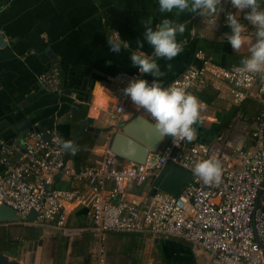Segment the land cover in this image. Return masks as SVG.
Here are the masks:
<instances>
[{
    "label": "crops",
    "instance_id": "obj_1",
    "mask_svg": "<svg viewBox=\"0 0 264 264\" xmlns=\"http://www.w3.org/2000/svg\"><path fill=\"white\" fill-rule=\"evenodd\" d=\"M148 17L152 18L153 28L164 17L186 25L183 34L177 33V41L183 45V50L171 61L154 57V50L147 42H144L143 49L137 48V40H143L142 33L145 31L140 19ZM113 31H117L129 43L128 49L122 48L119 53L110 51L108 36ZM0 32L5 41L0 47V140L16 144L19 134H25L28 129L35 127L39 130L50 128L57 131L62 139L72 141L80 128L78 122L91 118L90 126L100 129L97 137L83 130L72 141L80 150L76 154L66 152V159L76 167L95 162L105 146H109L112 135L133 117L141 115L155 121L149 113H141L131 106L125 109L118 120L111 118L117 80L138 68L131 65L132 51L140 50L156 59L165 73L158 78L163 87L181 76L188 67L200 65V60L195 57L198 49L224 67H239L241 58L250 54V43H246L239 51L231 47L224 38L225 33L231 32L229 28L207 26L199 12H185L178 18L174 12L161 13L158 0H0ZM243 35L255 42L253 34ZM168 64L172 65L170 70ZM52 66H57L61 74L60 90L57 92L47 90L38 79L39 74L49 71ZM141 78L149 83L154 79L151 74H142ZM194 95L205 106L200 121L196 123V139L210 144L215 156L233 147H250L251 133L258 121L262 122L264 129V95L258 92L256 84L249 88L243 101L236 103L227 82L220 81L214 87L211 80L204 77L196 83ZM77 111H82L84 115L75 125L72 119ZM109 126L110 131H102V128ZM86 135L93 138L92 144L83 141ZM167 138L161 141L159 147ZM154 177L140 185H131L127 197L151 193ZM72 183L60 176L54 179V185L59 187H68ZM74 184L86 190L84 182ZM111 186V182L106 185L107 188ZM64 211L70 224L84 227L85 230L71 239L62 236L68 240V248L62 261L57 263L54 259L57 251L55 237L61 235L52 228L43 229L40 238L44 242L46 239L53 242V246L47 254L46 250L42 252L41 246L40 264H83L80 258L71 255L69 246L74 238L84 232L90 233L91 242L95 243V261L98 241L90 228L88 207L73 201L64 204ZM8 223L18 222L7 221L4 224ZM172 240L171 244L174 245L170 246L163 236L109 231L104 233L102 244L105 251L114 254H121L125 248L132 246L138 258L135 264H146L150 259L175 262L183 258L189 264L206 260V252L187 242L188 253L181 257L179 252L184 250L181 244L186 243L177 238ZM18 248L14 255L16 258ZM26 248L19 254L22 255L21 260ZM134 254L123 256L118 264H132L131 256ZM107 263L113 264L106 257Z\"/></svg>",
    "mask_w": 264,
    "mask_h": 264
},
{
    "label": "built area",
    "instance_id": "obj_2",
    "mask_svg": "<svg viewBox=\"0 0 264 264\" xmlns=\"http://www.w3.org/2000/svg\"><path fill=\"white\" fill-rule=\"evenodd\" d=\"M224 1L223 10L218 11L216 17L204 16L207 26L229 28L226 15L228 12L236 14L238 10L230 0ZM248 11L250 9L239 12L238 19L247 26L244 34L252 35L255 28L245 18ZM210 19H216V25L213 26ZM195 57L200 60V65L188 67L165 87L178 84L194 94L196 83L208 77L214 87L220 81L227 82L236 103L244 100L254 84L264 95V79L260 75L245 74L241 66L224 67L201 49L195 52ZM141 76L137 68L117 80L113 91V120H118L127 107L136 108L121 90L130 79ZM38 79L47 90H60L61 78L57 66L39 74ZM57 137L60 135L55 130L33 127L18 144L0 140V204L14 210L19 216L16 222L43 229L52 228L71 239L85 228L68 222L64 204L78 201L88 207L90 228L98 241L95 264H106L102 239L109 231L181 239L206 252V260L196 264H264L262 248L256 240V237L259 238L264 247L262 122L258 121L251 133L252 145L248 148L233 147L215 156L210 144L196 138L192 142L179 141L178 147L172 144L171 138H167L161 147L147 154L143 163L126 160L120 165L114 163L115 154L109 146H105L95 162L76 167L66 159L67 151L54 142ZM208 158H216L221 163L219 183L205 184L193 174L195 162ZM168 161L192 173L178 194L152 190L135 198L127 197L131 185H140L156 176ZM56 176L73 183L68 187L55 186ZM80 181L86 185L85 191L74 184ZM109 182L112 186L107 188ZM31 209L36 212L33 220L27 219ZM146 264L157 263L150 259Z\"/></svg>",
    "mask_w": 264,
    "mask_h": 264
},
{
    "label": "clouds",
    "instance_id": "obj_3",
    "mask_svg": "<svg viewBox=\"0 0 264 264\" xmlns=\"http://www.w3.org/2000/svg\"><path fill=\"white\" fill-rule=\"evenodd\" d=\"M161 13H173L179 17L182 13H197L201 16L216 17L218 11L223 10L222 0H158ZM238 12H228L226 23L231 29L225 33L224 38L230 43L235 51H239L246 43H250L249 55L241 58V71L245 74L260 75L264 79V0H230ZM245 9V18L254 26L253 33L255 42L246 38L243 34L247 26L238 19V14ZM145 31L142 33L143 40H137V48L143 49L144 42L154 50L153 56L165 58L171 61L178 56L183 45L177 41V33L183 34L186 25L168 17H164L152 27V18L141 20ZM214 26L216 19H210ZM108 44L112 53H119L122 48L128 49L129 43L122 39L117 31L108 36ZM131 65L137 66L141 74H151L154 79L149 83L144 78H132L121 90L124 97L130 99L137 108L149 113L155 120V127L161 137L171 138L172 144L179 146V141L192 142L196 138L193 125L201 119L203 103L194 95L187 92L185 87L171 84L163 87L159 77L165 73L161 71L156 59L143 51H132L130 54ZM170 70L171 64L167 65ZM64 150L76 154L80 149L71 140L57 137L54 141ZM193 174L199 177L205 184L219 183L222 176V166L218 159L208 158L195 162Z\"/></svg>",
    "mask_w": 264,
    "mask_h": 264
},
{
    "label": "water",
    "instance_id": "obj_4",
    "mask_svg": "<svg viewBox=\"0 0 264 264\" xmlns=\"http://www.w3.org/2000/svg\"><path fill=\"white\" fill-rule=\"evenodd\" d=\"M4 43V37L0 32V47L3 46ZM77 106L79 105L77 104ZM90 122L91 118H87V120H80L78 122L80 128L76 132L72 141H74V139L80 135L83 130L90 131L93 133L94 137H97L100 129L90 126ZM155 124V121H151L141 115H137L124 123L119 130L112 135L109 141V148L115 154L114 163L120 165L126 160L143 163L150 151H156L165 137H161L155 127ZM110 129L111 128L109 126L102 128V131L107 132L110 131ZM23 135V132L19 134L18 139L16 140L17 144L20 142ZM44 138L47 139V136H44ZM191 175L192 173L189 170L168 161L162 165L154 177L152 182L153 191L160 190L176 195L190 180ZM35 216L36 212L31 209L27 214V219L33 220ZM18 220L19 216L10 206L0 204V222H16ZM256 240L262 248V254L264 257V247L262 242L257 237ZM42 241V238L28 241L26 253L22 260L0 252V264H40Z\"/></svg>",
    "mask_w": 264,
    "mask_h": 264
},
{
    "label": "trees",
    "instance_id": "obj_5",
    "mask_svg": "<svg viewBox=\"0 0 264 264\" xmlns=\"http://www.w3.org/2000/svg\"><path fill=\"white\" fill-rule=\"evenodd\" d=\"M61 78V74H60ZM75 117L72 119V121H75L81 119L84 115L82 111H77L74 113ZM76 125V124H75ZM83 141L87 144L93 143V138H90L89 136H84ZM11 225V224H10ZM43 233V228L40 226L35 225H24L21 223H12L11 226H0V252L7 253L14 255L17 252V248L21 244V242L24 240L26 241H32L40 238L41 234ZM118 233V232H117ZM120 233V232H119ZM133 234V232H122V234ZM135 234V233H134ZM137 234V233H136ZM55 241L57 243V251L55 254V261L57 263H60L63 259V254L68 248V240L63 238L62 236H56ZM133 244V241H132ZM95 243L91 242L90 239V233L84 232L82 235H80L77 238H74L70 242V248H71V255L76 258H80L83 262V264H95L94 258H93V249H94ZM135 247V246H134ZM134 250L132 249V246L130 248H125L123 253L121 254H114L110 252L109 250L106 252L107 260L110 258L113 262V264H118L119 260L122 259L123 256L134 254ZM132 251V252H131ZM131 262L132 264H135L137 262L136 255L131 256ZM156 262V261H155ZM157 264H189L188 262H185L183 260L178 262H173L169 260H161L160 262H156ZM108 264V263H107Z\"/></svg>",
    "mask_w": 264,
    "mask_h": 264
},
{
    "label": "rangeland",
    "instance_id": "obj_6",
    "mask_svg": "<svg viewBox=\"0 0 264 264\" xmlns=\"http://www.w3.org/2000/svg\"><path fill=\"white\" fill-rule=\"evenodd\" d=\"M5 222H0V226H11L12 224L11 223H8V224H4ZM11 224V225H10ZM16 224H18V223H16ZM44 238L46 239V235L44 236ZM163 239H164V241L168 244V242L170 243V246H173L174 244H171V242H173V240L172 239H175V238H172V237H163ZM183 241V240H182ZM27 242L28 241H22L21 242V244L19 245V250H18V254H16L17 255V258L18 259H20L21 260V258H22V255H19L20 254V252L21 251H24L25 250V248H26V246H27ZM44 242V241H43ZM185 242V241H184ZM186 243V242H185ZM182 246H181V248H183L184 250L183 251H180L179 253H180V256L181 257H185L187 254L186 253H188V250H189V246H187V243H186V245H184V243H182L181 244ZM41 246H42V248H43V253H44V251L46 250V252H45V254H47L50 250H51V248H52V246H53V242H50V241H48V239H46V242H44V243H42L41 244ZM34 247V246H33ZM34 250H36V249H34ZM186 250V252L184 253V251ZM34 253H35V251H34ZM7 254V253H6ZM186 254V255H185ZM8 255H10L11 256V254H8ZM15 255V254H14ZM11 256V257H15V256ZM180 260H183V258H180ZM176 261H179V259L177 260L176 259ZM175 261V262H176Z\"/></svg>",
    "mask_w": 264,
    "mask_h": 264
}]
</instances>
